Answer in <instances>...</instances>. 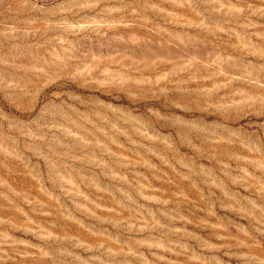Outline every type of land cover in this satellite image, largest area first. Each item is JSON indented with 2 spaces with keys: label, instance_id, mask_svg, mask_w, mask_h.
Here are the masks:
<instances>
[{
  "label": "rangeland",
  "instance_id": "1",
  "mask_svg": "<svg viewBox=\"0 0 264 264\" xmlns=\"http://www.w3.org/2000/svg\"><path fill=\"white\" fill-rule=\"evenodd\" d=\"M0 264H264V0H0Z\"/></svg>",
  "mask_w": 264,
  "mask_h": 264
}]
</instances>
